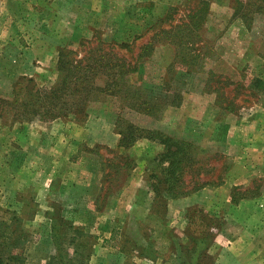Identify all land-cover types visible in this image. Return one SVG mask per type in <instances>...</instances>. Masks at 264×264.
Segmentation results:
<instances>
[{
  "label": "rangeland",
  "instance_id": "374dc122",
  "mask_svg": "<svg viewBox=\"0 0 264 264\" xmlns=\"http://www.w3.org/2000/svg\"><path fill=\"white\" fill-rule=\"evenodd\" d=\"M191 23L196 25L188 30ZM181 24L189 35L177 32ZM110 48L135 66L129 79L145 107L129 108L105 95L89 103L79 123L117 133L128 120L144 137L121 148L90 144L105 167L101 193L107 197L100 194L93 202L95 212L69 213L64 191L39 205L32 188L20 192L17 178L5 180L18 176L19 159L29 165L44 153L36 146L64 128L50 122L55 118L35 89L56 83L62 60L75 64ZM259 115L264 116V0H0V264H224L230 245L238 253L239 243L250 245L241 220L223 206V195L213 208L196 203L177 209L176 202L203 187H219L234 160L254 161L261 143L248 123ZM65 128L74 140L84 132L76 123ZM150 135L153 140L145 137ZM58 140L52 148L62 149ZM137 141L146 144L132 147ZM138 164L145 175L140 197L118 215L112 200L121 193L130 198L134 187L125 190L126 182ZM252 169L259 172V165ZM33 172L39 182L50 170ZM167 179L176 190H187L170 197V208ZM243 186L232 189V201L245 193ZM244 187L258 195L264 177L256 173ZM149 189L152 201L146 199ZM20 197L31 218L25 204L14 202ZM105 206L117 214L101 216ZM258 218L254 213L247 225L255 227ZM49 223L53 239L46 235ZM248 253L264 260L263 251Z\"/></svg>",
  "mask_w": 264,
  "mask_h": 264
},
{
  "label": "crops",
  "instance_id": "0c3cea01",
  "mask_svg": "<svg viewBox=\"0 0 264 264\" xmlns=\"http://www.w3.org/2000/svg\"><path fill=\"white\" fill-rule=\"evenodd\" d=\"M79 121L70 117L56 118L50 121L57 123L60 128L64 127L61 135L59 133L54 134V136L50 137V139H45V141H42L41 145H37L36 149L40 147L38 150L44 153H36L33 161L29 165H27L25 163L26 161L23 160L21 163V159H19L18 176L15 178H13V176H7L5 180L7 181L9 179L14 181L17 178L18 182L20 181L18 185V190L20 192L26 191L28 188H32L34 190V194L36 195L34 199H36L39 205L41 203L42 205H45L47 202H49L52 199L51 195L55 193V191H64V193H66V197L63 201H66V204L62 203V205L67 208L69 213L72 210L75 215L78 214L83 216L86 213L95 212L96 208L94 207L93 202L98 200L100 194L103 199L104 197L105 199L107 197V195H102L101 193V189L103 187L102 181H104L103 176L105 175V167L102 164L101 157L97 154H94L95 152L89 149L90 144L94 145L101 143L110 145V142H113L115 147H119L118 142L120 135L118 133H114L109 127L106 126L101 130H91L90 128L87 129L85 124H80ZM68 123H76L82 130H84V132L79 131L80 137L78 139L74 140L68 135V130L65 128V124ZM248 127L249 132L253 136H257V139L261 143L259 150H257L255 154L256 156L254 157V161L248 163L244 161L243 158L234 160L235 162L232 171L227 174V177L223 178L224 181L219 187H203L202 189H199L188 196L186 195L176 202L178 205L177 209H183V207L188 206L189 204L196 203H202L203 205H206L207 208H213L217 205L215 203H218V201H216L217 195H223L221 200L222 203L224 202L223 206L226 210L230 209L231 214L237 216L238 220H241L242 235H245V238L248 240L246 243L250 245L246 246L243 244L241 246L239 243L238 247L241 250L240 253L236 251L237 249L234 250L233 245H230V250L233 254L230 253V255L225 258L224 264H264V260L248 256L249 250L252 252H264V227H262L264 224V191L258 195L248 194L246 192L249 190V188L244 187L245 185L248 186L249 179L256 175V173L260 177H264V116L259 115L253 119H249ZM63 132L65 133L63 134ZM58 139H60V143H62V149L52 148ZM90 139H92L91 143ZM140 142L137 141L132 147L135 148L138 146L137 143L139 144ZM141 143L142 145L146 144L145 141H142ZM238 148L239 147L237 146L231 148L233 154L237 153V151L234 152V149L237 150ZM46 154H49V156H45L46 160L42 161L41 157ZM21 155L24 156V151H22ZM257 164L259 165V172H255L252 169V167L256 166ZM42 166L45 167V169L50 170V173L46 177L45 181L43 177L41 179L37 178L39 179L38 182L35 180V172H33V170H35V168H41ZM5 167L7 169L12 168L9 165V162L5 163ZM140 169V165L138 164L132 170L131 176L126 182L127 184L125 190L128 188L131 190L134 187L130 198H122L123 194L121 193L120 196L116 195L114 200H112V203L116 202L115 207L118 209V215H121V213L123 214L127 211L129 202L130 205L134 206L135 198L140 197L138 196L142 191L140 187L145 183V181H143L145 175ZM235 169L236 171L232 173ZM241 185H244L242 189L245 191V193H242L238 201H232L231 192L234 189H238V186L241 187ZM121 192L124 193L123 189ZM146 195V199L148 201L153 200V194L150 189L148 190V193L146 192ZM184 198L188 199V204L180 203ZM165 199L167 200V207L170 208L172 202L175 199H171L170 197H165ZM120 200H123L121 206L118 205ZM14 202H16V204H18L20 207L25 204V207L27 208L25 215H28L27 218H31V209L29 206H27L26 199L20 197V199H16ZM9 203H11V200ZM71 205H73L72 209L69 207ZM125 207L127 208L125 209ZM109 211L110 207L105 206L99 214L101 216H114L117 214L116 212ZM254 213H257L259 218L255 222V227H250L247 225V223L250 221L249 218L253 217ZM20 216H22L21 213H19V217ZM44 216L46 217V212L44 213ZM32 217H34V215H32ZM50 226L51 225L49 223V228L46 235L53 239L52 237L54 234V227ZM105 240L106 239H104V242Z\"/></svg>",
  "mask_w": 264,
  "mask_h": 264
},
{
  "label": "trees",
  "instance_id": "16d2710c",
  "mask_svg": "<svg viewBox=\"0 0 264 264\" xmlns=\"http://www.w3.org/2000/svg\"><path fill=\"white\" fill-rule=\"evenodd\" d=\"M195 25L191 23L186 25V28L190 30V27ZM182 26L183 24L178 26L177 32L184 33L185 36L189 35V31H186ZM74 63L69 58L66 62L62 60L58 67L59 77L56 83L35 89V91H40V95H42L38 98V102L41 106H47L45 112L50 113L51 117L55 119L56 117H70L77 121L82 120L88 116L89 103L105 95L123 99L124 104L129 108L139 107V109H143L145 107L146 100L136 96L139 90L129 79V75L135 70V66L130 60L119 55L117 51H113L111 48L106 49L98 56L90 55L84 59L75 60ZM126 121L129 128L126 126L117 131L120 135L118 142L120 148L128 147L138 138L144 137L139 132L143 131L142 129H138L137 125ZM145 137L149 140L154 139V136L151 135ZM174 142L179 144L182 141L174 140ZM187 145L190 146L189 143ZM173 151L170 153H174ZM172 172L174 173V171ZM167 181L170 183L167 184L164 191L168 197L174 198L177 195L186 194L187 190L178 191L174 188L172 183L175 181L169 179ZM193 189L197 188L194 187Z\"/></svg>",
  "mask_w": 264,
  "mask_h": 264
}]
</instances>
